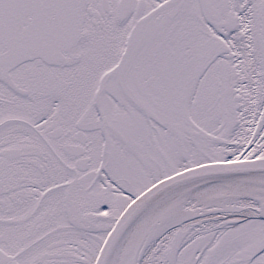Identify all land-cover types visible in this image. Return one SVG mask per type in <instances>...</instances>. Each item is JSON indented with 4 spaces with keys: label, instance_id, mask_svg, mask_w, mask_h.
<instances>
[{
    "label": "snow or ice",
    "instance_id": "6c2138e0",
    "mask_svg": "<svg viewBox=\"0 0 264 264\" xmlns=\"http://www.w3.org/2000/svg\"><path fill=\"white\" fill-rule=\"evenodd\" d=\"M0 264H264V0H0Z\"/></svg>",
    "mask_w": 264,
    "mask_h": 264
}]
</instances>
